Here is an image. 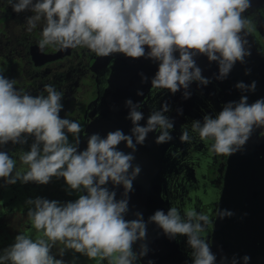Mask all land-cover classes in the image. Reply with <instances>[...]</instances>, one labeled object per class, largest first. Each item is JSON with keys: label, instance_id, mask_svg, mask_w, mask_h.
<instances>
[{"label": "clouds", "instance_id": "9594fccd", "mask_svg": "<svg viewBox=\"0 0 264 264\" xmlns=\"http://www.w3.org/2000/svg\"><path fill=\"white\" fill-rule=\"evenodd\" d=\"M9 4L16 13H33L27 17L29 32L44 21L38 41L41 51L49 46L56 50L82 47L99 57L122 54L133 60L149 59L158 65L151 86L171 94L183 89L184 99L190 98L193 82L200 86L211 82L202 75L196 57L216 62L219 71L215 78L222 81L237 62L246 63L251 55L247 37L257 30L255 21L243 15L251 0H9ZM250 72L246 69L245 75ZM139 75L142 83L148 81L144 73ZM235 87L242 93L239 101L224 104L215 117L206 114L202 121L193 120L190 128L182 125V143H190L195 134L208 145L211 155L230 157L242 152L254 131L264 130V97L249 103L244 95L256 91V81L238 82ZM44 91L46 96L23 92L15 87L14 79L0 73V145L26 143L27 136L22 134L35 138L30 151L19 156L28 166L26 172L17 171V161L0 151V178L9 185L17 181L46 185L52 177H62L69 189L86 194L66 203L40 197L27 200L32 206L27 216L37 235L33 239L18 234L14 244L0 254V264H65L51 254L57 242L107 264H139L150 251L146 241L151 223L169 240L187 238L191 264H217L208 238L214 222L195 208L181 211L170 206L166 213L157 209L147 221L137 211L135 219H125L130 211L128 194L141 172L140 166L133 164L137 146L144 145L149 133H158V145L173 139L175 121L166 115L171 111L168 102L150 111L142 126V103L127 99L130 133L121 129L105 136L92 133L81 151L82 126L60 116L63 93L51 84L45 85ZM137 95L143 92L138 90ZM177 112L182 114V109ZM69 133L75 143L69 141ZM121 143L131 151L120 150ZM121 186L123 195L117 199L114 189ZM233 215L217 208L220 219ZM138 242V250H134ZM250 259L233 254L230 259L222 256L220 264H240L241 260L249 264Z\"/></svg>", "mask_w": 264, "mask_h": 264}, {"label": "flooded vegetation", "instance_id": "af4514ba", "mask_svg": "<svg viewBox=\"0 0 264 264\" xmlns=\"http://www.w3.org/2000/svg\"><path fill=\"white\" fill-rule=\"evenodd\" d=\"M31 15L33 13L29 11L16 13L11 8L9 0H0V73L9 79H14L17 89L33 96L41 94L46 96L44 86L48 84L62 92L64 107L60 116L77 121L82 126L79 144L81 150L86 143L81 139L90 135L87 125L105 110L104 91L108 86L112 63L123 55L99 57L82 47L56 50L49 46L41 51L38 41L42 38L44 21L38 22L37 27L29 32L27 17ZM243 15L255 21L257 30L250 35L257 49L264 55V0H251V7ZM8 23L17 27V32L8 28ZM214 86L211 82L205 86L213 88L212 94L208 97L198 82L190 85L191 93L195 97L190 104L189 114H182L179 122L178 118L175 121V139H172L173 145L172 142L170 144L173 147L171 153L175 161V169L168 174L166 193L169 206H175L181 211L186 207L195 208L198 212L207 214L210 220L214 215L213 197H216L221 184L226 156L211 155L208 152V145L195 134H192L193 139L190 143H182L179 137L182 125H188L190 128L193 120L202 121L206 114L215 117L222 110L224 103L220 99L221 96H217ZM149 91L147 101H149L150 113L154 109L159 110L162 106L161 100L166 99L167 90L150 88ZM130 125L132 127L131 121ZM22 135L27 136L26 143L8 142L0 145V151L6 152L10 158L17 161V171L26 172L28 166L19 159V156L22 152L30 151L35 138L28 134ZM68 137L70 142L75 143L73 134L69 133ZM49 184L50 182L41 185L35 182L17 181L9 185L4 178H0V254H3L5 248L14 244L18 234L25 233L33 239L36 237L37 230L32 227L27 216L29 207H32L26 203L27 200L40 197L65 203L63 191H54L53 188L50 190ZM77 192L83 195V192ZM186 239L184 236H178L176 242L179 244L178 248L187 255L188 264H191L190 249ZM134 250H136L135 245ZM72 252L74 250L65 248L60 242H57L51 250V254L56 259H62L65 264L85 262L84 258L73 260L69 256ZM148 256L152 257L149 253L146 258L139 261V264H148L149 260L154 264L157 262L149 259ZM88 260V264H107L106 260L101 261L99 257Z\"/></svg>", "mask_w": 264, "mask_h": 264}, {"label": "water", "instance_id": "95a60500", "mask_svg": "<svg viewBox=\"0 0 264 264\" xmlns=\"http://www.w3.org/2000/svg\"><path fill=\"white\" fill-rule=\"evenodd\" d=\"M247 40L251 55L246 57L245 64L237 62L228 77L222 81L215 78L219 71L216 62H209L207 57L202 55L196 57L202 75L210 79L213 86L215 85L216 94L221 96L220 99L224 104L239 101L241 98V91L235 87L238 82L251 84L253 80L256 81V91L244 93L248 96L249 103L264 97V55L257 49L251 35ZM246 69H251L249 75H245ZM157 70L158 65L149 59L133 60L125 56L116 58L112 63L108 86L104 91L105 110L87 125L89 134L99 133L105 136L109 131L117 128L129 134L131 125L130 120L126 119L127 99H131L134 103H142L141 111L145 119L140 121V124L146 125L149 115L147 97L150 88L155 89L151 86V78ZM141 72L149 78L145 83L141 82L139 75ZM202 88L208 97L212 94L213 88L205 86ZM138 90L143 92L142 96L137 95ZM189 91L191 92L190 89ZM194 97L191 93L190 98L184 99L183 89L175 94L167 91L166 99H162L161 104L167 101L171 107L167 115L174 121L178 118L179 122L182 114H189ZM177 109H182V114H178ZM175 134L173 130L171 132L173 139ZM157 135L158 133H149L144 145H138L134 153L133 164L139 165L141 172L133 182L134 190L128 194L130 211L125 217L127 220L135 219L134 213L139 211L147 221L155 210L162 209L166 213L170 207L166 193L168 174L175 169V161L171 153L174 141L158 145L155 143ZM81 140L86 141L81 149L84 150L87 147V138ZM119 148L126 153L131 151L123 143ZM223 167L221 184L216 197H213L215 210L211 221L214 222V227L209 229L208 233V238L212 242V251L217 256V264H220L222 256L230 259L233 254L238 257L250 256L249 264H264V130L254 131L242 152L230 157L226 156ZM108 187L110 190L113 189L111 184ZM114 190L117 193L116 198H122V186ZM217 208L231 211L234 215L220 219L217 217ZM245 213L247 215H244ZM146 242L152 256L148 258L157 260L155 264H188L189 262L187 255L178 248L179 244L176 240H169L154 223L148 224ZM135 247L138 250L139 243Z\"/></svg>", "mask_w": 264, "mask_h": 264}, {"label": "rangeland", "instance_id": "374dc122", "mask_svg": "<svg viewBox=\"0 0 264 264\" xmlns=\"http://www.w3.org/2000/svg\"><path fill=\"white\" fill-rule=\"evenodd\" d=\"M8 28H10L11 30H14L15 32H17V27H13L11 25V23H8ZM49 186L51 187H48L50 188V190H52V188L54 189V191H63V195L65 197V203L66 202H69V201H72L74 202L76 199H78L79 197V194L77 191H74V190H71L67 187L64 179L61 177V178H56V177H53L52 180L50 181V184ZM44 191V190H43ZM69 256L75 260L76 259H79V258H84L85 262L83 264H88L89 263V260H88V257L86 255H82L80 253H76L75 251L70 253Z\"/></svg>", "mask_w": 264, "mask_h": 264}]
</instances>
